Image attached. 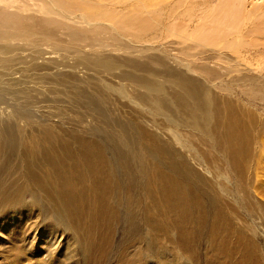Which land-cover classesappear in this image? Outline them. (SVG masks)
Masks as SVG:
<instances>
[{
  "label": "bare ground",
  "instance_id": "6f19581e",
  "mask_svg": "<svg viewBox=\"0 0 264 264\" xmlns=\"http://www.w3.org/2000/svg\"><path fill=\"white\" fill-rule=\"evenodd\" d=\"M130 1L0 0V208L12 199L22 207L18 196L35 188L28 185L31 179L38 191V212L34 216L46 220L40 209L48 207L51 213L50 208L55 207L50 219L75 239L88 227L89 210L93 208L91 227L100 236L91 245L93 256L108 250L119 222L125 224L126 238L142 241L146 237L144 228L159 239L166 238L168 247L152 240L145 247L158 250L163 255L162 262L167 259L173 264L175 258H164L165 252L173 254L170 246L189 258L195 253L194 246L193 251L190 247L206 236L208 249L214 251L219 247L221 233L237 226L234 220L239 221V227H248L249 240L258 238L256 212L262 210L264 227V203L253 201L250 190L245 188L254 154L249 145L242 144L248 127L241 126L239 119L247 117L255 126L256 112L249 108L264 101V5L255 0H218L202 16V7L213 0H180L179 6L173 2V10L160 17L156 13L167 0L158 4ZM156 5L158 8L150 10ZM134 9H138L136 13ZM29 47L40 54L52 49L82 53L90 48L95 55L83 59L87 57L85 61L108 74L119 67L120 60L96 52L105 47L129 55L176 50L180 55L173 59L179 70L159 58L156 63L165 67L162 77L127 71L119 75L141 88L134 97L141 102V111L150 118L153 130L119 125V131H128L123 140L106 130L95 131L99 133L97 137L75 133L73 140L77 143H73V149L59 155L53 145L42 141L51 133L37 135L29 142L19 127V123L31 124L35 118L34 91L47 94L55 89L51 74L28 73L31 69L19 55ZM127 60L125 65L133 68L142 64L134 58ZM46 79L50 81L39 82ZM242 100L249 105L245 110L237 107ZM157 132L170 139L169 146L156 141ZM187 133L211 145L220 168L204 172L208 156L196 148ZM141 143L144 148L139 147ZM124 147L129 155H125ZM30 156L36 158L34 162ZM150 160L155 161L153 171ZM34 163L46 166L44 175L34 172ZM137 163L138 176L131 168ZM183 170L191 178L183 176ZM153 180L163 186V196L154 195L155 187L150 188ZM187 180L191 185L188 191L182 187ZM223 196L234 203L222 201ZM46 200L50 204L54 200L55 205ZM162 201L171 210L175 229L165 221L168 214ZM245 213L247 222L242 220ZM35 222L32 220V224ZM47 233L46 249L52 261L56 247L49 244L54 234L50 230Z\"/></svg>",
  "mask_w": 264,
  "mask_h": 264
},
{
  "label": "rangeland",
  "instance_id": "374dc122",
  "mask_svg": "<svg viewBox=\"0 0 264 264\" xmlns=\"http://www.w3.org/2000/svg\"><path fill=\"white\" fill-rule=\"evenodd\" d=\"M133 1L131 0L130 2ZM159 2L160 0H151V2L148 0L149 4H158ZM173 2L175 4L177 2L181 3L180 0L164 1L161 3V5H163L161 10H158L156 15L160 14V17L166 16L169 12L168 10H173L172 8H174L175 5H173ZM217 2L218 0H213L210 4L202 7L201 15L205 16L208 9L216 5ZM254 2L259 5H264V0H255ZM176 5L179 6L178 3ZM155 8H158V6H152L150 10H155ZM137 10L138 9H134L133 12L136 13ZM157 18L158 16L155 18V21ZM109 48L105 47L104 49L106 50L102 49L96 52L108 54L110 57L120 60L119 67L115 69L112 74L97 69L85 61L88 56L95 55V51L90 50V48H85L89 50L87 51L84 49L85 52L83 51L82 53L67 52V50L64 49H62L63 51L61 49L59 51L52 49L53 52L49 51L47 54H40L29 47L26 48L28 51L19 55V57H23H21V59L25 61L26 65L31 69L28 73L36 72L34 74L38 75L49 73L54 76V78L52 77L55 88L54 93L47 92V94H43L40 91H34L33 93V100L35 99L33 102L36 103L33 109L35 118L31 123L33 125L23 123V120H21L23 122L19 123L20 129L24 131L25 138L29 142H32L31 139L35 138V136L37 137V135L42 137V135L46 136L47 133H51V136L47 135L42 141L47 145H53L57 154L65 155V153H68V148L70 150L73 149V143H77V140H73V137H76L74 136L75 133L83 135L90 133L96 136L99 135V133L96 134L95 131L106 130L115 132L114 134L117 135V139L121 136L123 140L122 136H126L128 131H119V125H135L147 131L154 129L151 125L150 118L141 111V108H143V106L140 105L141 102L134 97V94L139 93L141 88L130 80L119 78V75L124 73L127 74L128 72L129 74H147L148 76L156 74L157 77H162L165 67L160 63H156L158 61L155 60L159 58L164 62L166 60L165 63L170 65V68L179 70L173 57L179 56L180 53H177L176 50H171L164 53L154 51V53L150 52L144 55L138 52L129 55V53L127 54V52L123 50H112ZM147 55L153 56V59L147 60V57H145ZM164 55L166 57H164ZM83 56L87 57L83 59ZM34 57L36 59H33ZM127 58H134L141 61L142 64L138 68L125 65V62L128 61ZM113 75H116V77ZM43 81H50V79L39 80L40 83ZM39 82H37L36 86L40 85ZM247 106L249 105H246L243 100L239 101L237 104V107L242 110H245ZM249 109L256 112L255 118L257 124L253 126L254 124H252L247 117L239 119L241 126L248 127V131L242 138V144L249 145L252 154H254L249 162L252 167L251 172L248 173L249 176L246 177L247 179L245 178V188L247 191L250 190L253 201L255 200L257 202L258 200L259 202L261 200L260 203H264V201H262L264 199V186H261L264 184V170H262L264 167V101L259 100V105L257 107L254 108V106H251ZM158 120L162 122L161 117H159ZM28 126H30V128ZM31 133H33L34 136ZM157 133L156 141L169 146L170 139L166 138L163 133ZM187 136L194 140V143L197 145L196 148H199L204 152V155L208 156L206 161H209V163L203 164L204 172H206L208 168H211L213 171L221 167L219 165L220 163L215 161L217 159V153L210 148V144L200 142L197 140V136L194 137L189 133H187ZM139 147L144 148V145L141 143ZM124 148L125 155H129L128 149H126V147ZM208 150L210 152H207ZM29 159L30 161L33 159L34 162L36 158L30 156ZM211 161L213 162L211 163ZM154 163V160H150L149 167L151 171L155 169ZM34 165V172L38 175H44L46 166L44 164L42 166L39 163H34ZM37 165L38 168L36 167ZM259 167H261V169ZM131 168L135 171L137 176L140 174V165H138V163L134 166L132 165ZM261 171L262 173H260ZM48 172L50 174V171ZM183 172V176L191 178L187 175V170H183ZM28 185L36 188L31 179H29ZM190 186V180H187V183L182 185L186 191L189 190ZM260 186L261 188H259ZM154 187L156 189L154 195L163 196V186L153 180V185L151 184L150 188ZM35 188H31L23 195L18 196L22 202V207H17L12 199L10 203H8L9 205L6 204L4 208H0V264H40L39 260L43 261V264H173L167 259L162 262L163 255L161 252L159 253L158 250H149L145 247V243L149 240L159 242V245L162 244V246L168 247L169 244L167 243L169 242L166 238L159 239L153 236L154 234H149L146 228L143 229L146 233V239L144 238L140 241L139 239L133 240V237L126 238L125 224L122 222L115 225L112 243L108 250L104 254L95 253L93 256L91 245L100 239L97 231L91 227V213L93 208L89 210V218L87 219L88 227L81 232V236L78 239H75L69 232L67 233L60 230L50 219L52 211H55V207L50 208L51 213L47 211L48 207L42 210L40 209L42 215L46 214V220L41 221L40 217L36 218L34 216L35 213L37 214L38 212V206L35 203L38 191H36ZM43 196L44 194L41 197L43 198ZM145 197L146 196H144V198ZM147 197L149 198L152 196L147 194ZM228 198L229 197H224L221 198V200L234 203ZM46 203L50 204L47 200ZM0 204H3L1 199ZM50 205L54 206L55 201L52 200ZM161 205L168 214L165 220L167 225L173 226L175 229L177 224L172 218V213L170 208H168V204L162 201ZM233 207H235V205H233ZM260 212L262 213V210L256 212L258 216L256 219L257 224L260 226L257 231V233H259L258 238L254 240H249L250 238L246 235V232H249L248 227L244 225L239 227V221L237 220V222L234 220L237 226L235 225L233 230H225L221 233L219 247L216 250L212 251L208 249L210 246L205 236L201 241L195 243L196 247L194 244L190 247V251L195 249L193 256L190 257L189 255L188 258L187 254H184L182 250L170 246L169 250L173 251V254L171 252H165L164 258H166V256L167 258H175V264H185L186 262H188L186 264H264V227L261 225L262 219ZM27 214H29L28 217ZM30 215H32V220H36L33 224L32 220H30ZM232 216L234 218L236 217L234 213H232ZM242 218L243 222H247L245 221V218H247L246 213ZM49 219L51 221H49ZM49 230L54 234L52 237L54 241L49 245L56 247V254L52 261H49L51 258L48 259L49 251L46 249L47 242H45L47 241V232ZM63 233L64 235H62ZM147 247L149 248L148 244ZM192 247L194 249H192ZM186 258L188 260H186ZM179 259L183 261L181 260L180 263H177ZM159 260L161 262H159Z\"/></svg>",
  "mask_w": 264,
  "mask_h": 264
}]
</instances>
